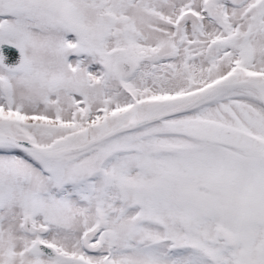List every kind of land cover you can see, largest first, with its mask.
I'll return each instance as SVG.
<instances>
[{
    "label": "snow or ice",
    "instance_id": "snow-or-ice-1",
    "mask_svg": "<svg viewBox=\"0 0 264 264\" xmlns=\"http://www.w3.org/2000/svg\"><path fill=\"white\" fill-rule=\"evenodd\" d=\"M0 264H264V0H0Z\"/></svg>",
    "mask_w": 264,
    "mask_h": 264
}]
</instances>
